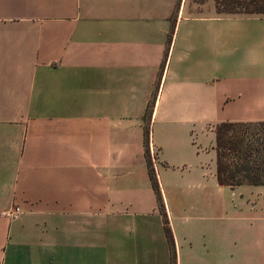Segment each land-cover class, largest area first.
<instances>
[{
    "label": "crops",
    "instance_id": "0c3cea01",
    "mask_svg": "<svg viewBox=\"0 0 264 264\" xmlns=\"http://www.w3.org/2000/svg\"><path fill=\"white\" fill-rule=\"evenodd\" d=\"M207 1L0 0V264H264L215 149L264 122V13Z\"/></svg>",
    "mask_w": 264,
    "mask_h": 264
},
{
    "label": "trees",
    "instance_id": "16d2710c",
    "mask_svg": "<svg viewBox=\"0 0 264 264\" xmlns=\"http://www.w3.org/2000/svg\"><path fill=\"white\" fill-rule=\"evenodd\" d=\"M217 13H264V0H214ZM217 182L232 189L241 185H264V122H220L215 126ZM152 185L159 192L156 176ZM168 240L173 236L165 227ZM174 264V260H173Z\"/></svg>",
    "mask_w": 264,
    "mask_h": 264
},
{
    "label": "rangeland",
    "instance_id": "374dc122",
    "mask_svg": "<svg viewBox=\"0 0 264 264\" xmlns=\"http://www.w3.org/2000/svg\"><path fill=\"white\" fill-rule=\"evenodd\" d=\"M207 0H189V3H192L193 5H195L194 7L188 8L189 10H198L200 7L198 6V4H205L207 3ZM234 15L236 14H232V16L234 17ZM147 154L148 156H150V152H149V148H147ZM223 189L225 190L224 192H220L217 186V198L220 197H225L226 199H228V203L231 205L230 208V216H231V220L233 222H239L241 220H248V219H253L251 216V214H255V212L251 213L244 211L242 209L241 206V200L243 199V197L241 196V192L235 191V190H230V188L228 187H223ZM260 214V213H259ZM218 216V215H217Z\"/></svg>",
    "mask_w": 264,
    "mask_h": 264
},
{
    "label": "built area",
    "instance_id": "2783aa9c",
    "mask_svg": "<svg viewBox=\"0 0 264 264\" xmlns=\"http://www.w3.org/2000/svg\"><path fill=\"white\" fill-rule=\"evenodd\" d=\"M149 152H150L151 161H152V163L154 165V163L156 162V159H157L158 151L153 146H150L149 147ZM16 213H17V209L10 210V211H3V212H1V215L2 216H7V217H12Z\"/></svg>",
    "mask_w": 264,
    "mask_h": 264
}]
</instances>
